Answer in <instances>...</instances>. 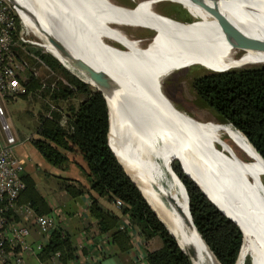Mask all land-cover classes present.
<instances>
[{"label":"bare ground","instance_id":"1","mask_svg":"<svg viewBox=\"0 0 264 264\" xmlns=\"http://www.w3.org/2000/svg\"><path fill=\"white\" fill-rule=\"evenodd\" d=\"M16 1L34 12L43 27L55 32L76 53L110 71L148 102L156 104L180 130L184 138L181 151V136L147 101L123 93L108 100L110 146L190 255L192 264L219 263L195 230L185 188L168 160L170 151L205 188L242 206L247 231L235 264H264V186L258 176L264 173V160L229 124L195 119L179 110L163 89L170 73L194 65L221 71L264 64V51L234 47L216 15L197 0H127L133 3L129 7L114 0ZM162 1L184 5L199 19L181 21L167 15L158 8ZM217 7L235 29L264 41V1H219ZM16 12L27 28L45 40L44 47L65 68L94 84L60 56L29 16L17 9ZM127 28L142 29L147 38L135 37ZM220 131L231 144L220 136ZM239 150L249 160H243Z\"/></svg>","mask_w":264,"mask_h":264},{"label":"trees","instance_id":"2","mask_svg":"<svg viewBox=\"0 0 264 264\" xmlns=\"http://www.w3.org/2000/svg\"><path fill=\"white\" fill-rule=\"evenodd\" d=\"M29 50L40 56L47 70H52L50 72L54 78L61 79L57 75L60 73L68 81L69 85L59 81L58 89L53 92L43 91L54 102H67L77 95L83 96L76 108L69 103L66 108H47L50 116L40 117L37 132L31 140L45 159L56 167H65L70 153L82 156L85 162L82 170L87 176L89 188L68 180L64 181L63 188L72 197L89 193L90 216L98 221L101 232L112 236L120 250L131 247L130 236L119 228V216L106 210L100 199H118L122 206V216H128L129 224L140 231L147 243L155 236L162 239L161 247L147 250L148 264H191L110 149L108 105L103 94L66 71L53 55L41 49L29 47ZM25 86L26 94L36 88L38 90L40 79L30 78ZM192 86L201 101L221 121L245 136L264 160V64L208 71L195 77ZM62 116L66 119L65 126L60 124ZM224 140L230 142L227 137ZM238 155L243 160H249L239 152ZM168 160L186 188L191 217L202 239L220 264H235L245 235L242 206L226 196L205 193L186 175L175 153L168 152ZM21 178L26 185L23 192H26L27 202L38 216H47L50 207L37 191L35 182L31 178ZM259 180L264 186V178ZM64 237L57 228L40 254L49 258L57 252L71 251L68 239Z\"/></svg>","mask_w":264,"mask_h":264},{"label":"crops","instance_id":"3","mask_svg":"<svg viewBox=\"0 0 264 264\" xmlns=\"http://www.w3.org/2000/svg\"><path fill=\"white\" fill-rule=\"evenodd\" d=\"M15 133L20 140L15 146V155L23 167L21 176L31 178L35 182L37 191L50 207L51 211L47 216L55 219L57 228L68 239L71 248L69 252L49 258L40 254V251L22 252L25 264H148L147 250L161 247L157 239L147 243L140 231L129 224V218L123 217L120 210L115 208L113 202L100 199L105 209L119 213V226L125 225L133 232L130 237L131 247L120 250L112 236L101 232L98 221L90 216L89 193L72 197L63 188L66 180L78 182L89 188L87 176L82 170L85 162L79 153H70L67 165L63 168L56 167L45 159L31 140L26 139L28 136L33 137L35 133L31 134L22 129H16ZM19 203H28L26 192L20 195ZM10 220L25 222L24 224L30 228L28 241L33 246L48 244L33 218L23 220L19 215L12 214Z\"/></svg>","mask_w":264,"mask_h":264},{"label":"built area","instance_id":"4","mask_svg":"<svg viewBox=\"0 0 264 264\" xmlns=\"http://www.w3.org/2000/svg\"><path fill=\"white\" fill-rule=\"evenodd\" d=\"M15 12L16 9L8 0H0V264H25L22 252H41L44 247L43 244L33 246L28 241L30 228L24 221L10 220L12 214L19 215L23 220L33 218L39 226V232L48 242L57 229L54 218L35 215L30 203H19L20 195L26 188L21 178L23 167L15 155V146L20 140L6 116L3 100L25 95V83L33 77L40 79L41 91L53 92L58 89L59 81L69 85L60 78H54L51 72L41 77V68L47 67L29 47L43 50L44 44L30 38L25 28L31 30L22 20V24H19ZM47 115L49 117L50 113ZM60 124L66 125L65 116H62ZM26 139L32 140V136ZM114 201L122 207L118 199ZM9 213L11 216H8ZM59 255L61 252H57L54 257Z\"/></svg>","mask_w":264,"mask_h":264},{"label":"rangeland","instance_id":"5","mask_svg":"<svg viewBox=\"0 0 264 264\" xmlns=\"http://www.w3.org/2000/svg\"><path fill=\"white\" fill-rule=\"evenodd\" d=\"M115 3H121L122 5L133 6V3H130L127 0H114ZM158 8L161 12L167 14V15H173L177 18H179L181 21L183 20H190V21H196L199 19L197 15L190 12L184 5L178 4L174 1H162L159 3ZM16 13V12H15ZM16 18L21 25V19L19 15L16 13ZM131 28V27H130ZM130 34L134 35L135 37H140L141 39L147 38V32H145L142 29H129L127 28ZM25 30L29 33L30 38H34L38 43L46 44L45 40L42 39L38 34H33L30 31H28L26 28ZM132 30V31H131ZM147 31V30H146ZM149 32V31H148ZM153 33V32H152ZM111 44L121 48L125 49V47L117 42H110ZM117 43L118 45H116ZM144 45V44H143ZM44 52L46 54H51L46 47L43 48ZM25 54H23L24 56ZM52 55V54H51ZM63 65V64H62ZM257 64H249L246 66H252ZM65 68V66L63 65ZM244 67V66H243ZM66 71L73 75H77V73H73L67 68H65ZM225 70V69H224ZM52 72V70H47V68H41L40 73L41 77L47 76L49 72ZM77 71V70H76ZM212 71L203 68L200 65H194L178 70L176 72L170 73L166 79L163 82V89L165 94L168 96V98L174 103V105L181 111L188 113L192 117H194L197 120L200 121H211V122H217V123H224L221 121V119L214 113L210 108L207 107V105L204 104L203 101L197 96L196 91L194 90L192 86V80L202 75L205 72ZM57 75L61 76L62 78L60 80H64L66 83V79L63 77L62 74L58 73ZM78 76V75H77ZM76 76V77H77ZM83 96L77 95L75 98L68 99L67 102L65 101H57L54 102L53 99L47 95L45 92L41 91L40 88H36V90L29 91L28 94L25 96H21L17 99L6 97L3 100V105L6 111V116L12 126V129L15 133V130H25L29 131L31 134L36 133L39 123H40V117L42 115H47L49 113V110L47 108L56 109V108H66L69 107L68 103L71 104V107L76 108L79 102L81 101V98ZM231 126V125H230ZM232 127V126H231ZM17 136V133H15ZM35 136V135H34ZM33 136V137H34ZM220 136L227 137L224 132L220 131ZM18 137V136H17ZM241 154L247 157L241 150H239ZM172 152V151H170ZM259 178H264V173H259ZM114 206L116 209L120 210V214L122 215V209L121 207L113 200ZM102 205V204H101ZM107 210V209H106ZM110 211V210H108ZM116 216H118L119 213H115L113 211H110ZM128 219V216H126ZM120 229L127 232V234L131 237V234H133L132 231L128 229L127 226L121 225L119 227ZM157 239L159 243L162 245V239L159 236H155L151 239V242ZM155 241V242H156Z\"/></svg>","mask_w":264,"mask_h":264},{"label":"water","instance_id":"6","mask_svg":"<svg viewBox=\"0 0 264 264\" xmlns=\"http://www.w3.org/2000/svg\"><path fill=\"white\" fill-rule=\"evenodd\" d=\"M15 9L21 11L22 13H24L25 15L29 16L35 26L37 27L38 31L44 35L46 37V41H48L56 50L57 52L60 54V56L64 57L65 59H67L69 61V63L77 70L80 72L85 73L94 84H90L89 82H86L84 79L80 78L79 76H77L80 80L84 81L85 83H88L90 85H92L93 87H95L97 90H99L103 96L106 99L107 105H108V113H109V127H110V109H109V104H108V100H115V98L118 96L119 93H123V94H129V95H133L137 98H142L145 101H147L146 98H144L143 96H141L138 92H135V90L131 89L130 87H128L126 84H124L120 79H118V77H116L114 74H112L110 71L106 70L105 68H103L102 66L96 65L94 63H92L90 60H88L87 58H85L83 55L76 53L61 37H59L55 32H53L50 29H47L45 27L42 26L40 19L38 18L37 15H35L34 12L28 10L27 8H25L24 6H22L19 2H17L16 0H8ZM201 5L205 6L207 9L211 10L217 17L219 24L226 36V38L228 39V41L236 48L241 49L242 51L244 50H256V51H264V41L261 40H256L253 38H249L247 36H245L244 34H242L240 31H238L237 29H235L230 23H228V21L224 18V16H222L219 11H218V7H217V3L219 1H226V2H238V1H264V0H197ZM244 7V6H242ZM123 47V46H122ZM148 102V101H147ZM149 104H151V106H153L158 112L159 114L168 122V124L174 129L175 132H177L180 136H181V146H180V151L181 148L183 146V142H184V138L182 133L180 132V130L177 128V126L172 122V120L170 119V117L164 112L162 111L156 104L151 103L150 101L148 102ZM245 137V136H244ZM246 138V137H245ZM108 144H109V131H108ZM110 146V144H109ZM110 149L112 150V152L114 153V155L116 156L114 150L112 149V147L110 146ZM255 149V148H254ZM256 150V149H255ZM256 153L258 155H260L257 150ZM261 156V155H260ZM117 158V156H116ZM263 159V158H262ZM118 162L122 165V167L124 168L125 172L127 173V175L129 176L128 172L126 171L125 167L123 166V164L119 161V159L117 158ZM174 171V170H173ZM185 172V170H184ZM175 173V171H174ZM187 176H189L205 193L209 194V191L211 192V190H209L208 188H205L199 180H197L192 174H189L188 172H185ZM176 174V173H175ZM177 176V174H176ZM130 177V176H129ZM178 177V176H177ZM131 178V177H130ZM179 178V177H178ZM132 179V178H131ZM180 179V178H179ZM132 181L135 183V181L132 179ZM181 181V180H180ZM182 182V181H181ZM136 184V183H135ZM183 184V183H182ZM137 185V184H136ZM184 186V184H183ZM138 187V185H137ZM185 188V186H184ZM138 189L140 190V188L138 187ZM186 191V188H185ZM141 192V191H140ZM143 195V194H142ZM186 195H187V206H188V211H189V215L190 218L191 217V213H190V209H189V198H188V193L186 191ZM145 198V197H144ZM251 198L253 199V201L256 199H254V197L251 196ZM146 199V198H145ZM147 201V200H146ZM148 202V201H147ZM148 204L150 205V207L154 210V208L152 207V205L148 202ZM257 204V203H256ZM155 211V210H154ZM155 213L157 214V216L160 218V216L158 215V213L155 211ZM160 220L163 222V220L160 218ZM193 222V220H192ZM163 224L165 225V227L167 228L168 232L175 238V240L177 241L176 237L174 234H172V232H170V230L168 229V227L166 226V224L163 222ZM194 224V222H193ZM243 224V223H242ZM244 225V224H243ZM195 226V225H194ZM172 227V226H171ZM195 230L198 232L196 226H195ZM243 230L244 232L247 231V227L244 225L243 226ZM198 235L201 237L200 233L198 232ZM202 239V237H201ZM203 240V239H202ZM204 244L206 245L207 249L209 250V252L211 254H213V252L210 250V248L208 247V245L205 243V241L203 240ZM178 245L180 246L179 242L177 241ZM264 244V242H263ZM180 248L182 249V247L180 246ZM182 251L188 256L191 264V258L190 255L188 253H186L183 249ZM214 258L216 259L215 255L213 254ZM216 261L219 263V261L216 259ZM220 264V263H219Z\"/></svg>","mask_w":264,"mask_h":264},{"label":"flooded vegetation","instance_id":"7","mask_svg":"<svg viewBox=\"0 0 264 264\" xmlns=\"http://www.w3.org/2000/svg\"><path fill=\"white\" fill-rule=\"evenodd\" d=\"M116 45H118L117 43H115Z\"/></svg>","mask_w":264,"mask_h":264}]
</instances>
